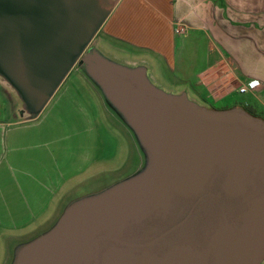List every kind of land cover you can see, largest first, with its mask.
I'll list each match as a JSON object with an SVG mask.
<instances>
[{
	"label": "water",
	"instance_id": "1",
	"mask_svg": "<svg viewBox=\"0 0 264 264\" xmlns=\"http://www.w3.org/2000/svg\"><path fill=\"white\" fill-rule=\"evenodd\" d=\"M113 0H0V83L35 118L76 67L128 130L141 163L91 184L8 264H262L264 119L207 108L106 56Z\"/></svg>",
	"mask_w": 264,
	"mask_h": 264
},
{
	"label": "crops",
	"instance_id": "2",
	"mask_svg": "<svg viewBox=\"0 0 264 264\" xmlns=\"http://www.w3.org/2000/svg\"><path fill=\"white\" fill-rule=\"evenodd\" d=\"M113 1L96 34L110 58L145 66L152 82L157 76L176 93L207 102L237 96L244 101L232 107L264 115V0ZM177 27L184 32L175 33ZM79 73L83 81L68 74L32 119L18 117L0 83V264H8L13 244L47 229L71 197L129 172L99 175L111 157L98 155L99 126L88 97L101 100ZM251 80L259 86L239 93ZM118 128L124 158L131 152L136 168L139 151L128 130Z\"/></svg>",
	"mask_w": 264,
	"mask_h": 264
},
{
	"label": "rangeland",
	"instance_id": "3",
	"mask_svg": "<svg viewBox=\"0 0 264 264\" xmlns=\"http://www.w3.org/2000/svg\"><path fill=\"white\" fill-rule=\"evenodd\" d=\"M98 41H99V37L96 36V37H94L92 44L97 45L98 48H101L103 51H105L107 53V54H105L106 56L108 55V57H110L111 54L108 51H106L100 44H98L99 43ZM79 72L80 71H78L77 68H73L69 73V75H70L69 80L72 79V81L76 82V83H78V81H77L78 79L83 81L82 76L80 75ZM154 78L156 81L152 82V83H154V85L161 88L162 90L169 92V93L178 92L177 90H175L173 88L174 87L173 85L171 86L169 84H166L157 76H154ZM92 94H93L95 99L88 97V100H89L90 107L92 108V110L96 116V119L98 121V126H99L98 127L99 128V147H98L99 154L98 155L100 156L102 151H103V153L105 151L106 158L108 156L111 157L110 161L108 163L104 164L105 165L104 172L101 171L102 173L99 175H103V174H105V176H107L109 174L114 175V176L121 175L122 172L124 171V169L127 167H129L127 169V172L129 171L128 173H130L132 171L131 169L134 168L137 163L133 164L135 159L132 158L131 152H130V155L128 158H124V155L122 153V142H121L120 136L118 135L117 131L119 132L118 126H121V128H123L124 126L122 127V124L118 121V119H116L114 114L111 111H109V109L104 105L99 93H98V96L100 97L101 103L97 99L98 97H97L96 93H92ZM189 97L192 100L199 103L200 105H203L207 108H215V109L230 108V107H232L231 105L233 103H239L241 101V99H240L241 97L239 98L237 96L235 98L233 97L232 101L231 100H223V101H218V102H212V101L207 102V101H203L201 99H194L192 96H189ZM242 97L244 98V96H242ZM243 101L244 100H242L241 102L243 103ZM243 109L253 116L259 115V113L251 111L248 108H246L245 106H243ZM255 113H257V115ZM261 118L264 119V115H262ZM129 164H130V166H127ZM96 177H98V176H96ZM48 222H47L48 224L52 225L53 220H49Z\"/></svg>",
	"mask_w": 264,
	"mask_h": 264
},
{
	"label": "built area",
	"instance_id": "4",
	"mask_svg": "<svg viewBox=\"0 0 264 264\" xmlns=\"http://www.w3.org/2000/svg\"><path fill=\"white\" fill-rule=\"evenodd\" d=\"M174 32L177 33V34H181V33L184 32V28L183 27H177V28H175ZM258 86H259V82L258 81L251 80V81H248L245 85L241 86L238 89V91H239V93H244L247 90H253V89H255Z\"/></svg>",
	"mask_w": 264,
	"mask_h": 264
}]
</instances>
